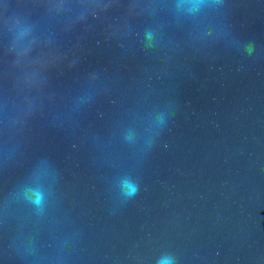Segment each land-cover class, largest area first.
Wrapping results in <instances>:
<instances>
[{
  "label": "water",
  "instance_id": "water-1",
  "mask_svg": "<svg viewBox=\"0 0 264 264\" xmlns=\"http://www.w3.org/2000/svg\"><path fill=\"white\" fill-rule=\"evenodd\" d=\"M0 264H264V0H0Z\"/></svg>",
  "mask_w": 264,
  "mask_h": 264
}]
</instances>
